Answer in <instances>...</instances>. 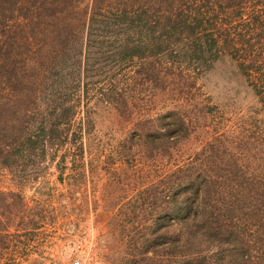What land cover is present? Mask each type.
Listing matches in <instances>:
<instances>
[{"label":"rangeland","instance_id":"obj_1","mask_svg":"<svg viewBox=\"0 0 264 264\" xmlns=\"http://www.w3.org/2000/svg\"><path fill=\"white\" fill-rule=\"evenodd\" d=\"M54 1L0 0V127L7 116L2 103H12L25 90L39 56L49 59L44 72L48 91L52 84L60 86L53 101L39 92V115L48 116L59 102L76 106L70 120L60 110L53 117L66 135L61 136L60 130L49 133L46 157L18 164L14 160L13 169L0 162V191L20 193L25 210L32 209L31 217L38 208L45 218L33 228L29 217L23 226L9 228L14 235L0 236V264H126L130 258L160 259L152 248L143 256L132 244L138 235L131 236L133 231L128 230L143 223L132 218L136 213L155 206L154 196L144 200L148 188L191 160L213 135L241 139L239 147L250 142L257 118L263 117L261 104L228 55L198 72L183 65L182 73H170L159 64L161 78L147 82V62L164 64L168 59L141 52L130 57L116 44L123 42L124 30L104 34L91 29L87 20L91 0H60L58 11ZM47 4L56 17L49 14ZM36 19L42 22L35 28ZM111 84L118 85L126 98L123 111V95L112 94ZM171 109L195 127L186 141L168 152L129 141L139 120Z\"/></svg>","mask_w":264,"mask_h":264},{"label":"trees","instance_id":"obj_2","mask_svg":"<svg viewBox=\"0 0 264 264\" xmlns=\"http://www.w3.org/2000/svg\"><path fill=\"white\" fill-rule=\"evenodd\" d=\"M59 1L52 2L55 9ZM91 1L87 18L91 29L104 34L124 30L123 42L116 44L129 51L130 57L141 52L168 59L164 64L147 62V82L161 78L159 67L176 74L182 73L185 65L187 70L198 72L228 55L236 60L258 97L263 115L257 118L250 142L239 147L241 139L229 141L227 135H213L191 160L152 182L144 200L154 196L155 206L136 213L132 218H141L143 223L128 230L133 231L131 236L138 235L132 244L143 251V256L152 248L161 258H130L126 264H264V0ZM47 8L51 16H57L49 4ZM36 21L35 28L42 22ZM38 59L25 90L12 103L1 105L7 116L1 119L0 162L8 169H13L14 160L18 164L30 157H46L47 136L60 130L53 117L60 110V115L65 111L70 120L76 111L75 105L59 102L52 105L48 116L39 115V92L53 101L60 86L49 85L48 91L44 72L49 59ZM119 88L111 84L109 89L112 94L123 95ZM121 103L123 111L124 95ZM135 125L128 137L130 142L165 152L186 141L195 128L176 109ZM62 131L61 136L66 135ZM25 205L20 193L0 191L1 238L14 235L9 228L23 226L29 217L33 228L41 226L43 210L35 209L31 217L32 209L27 212Z\"/></svg>","mask_w":264,"mask_h":264},{"label":"built area","instance_id":"obj_3","mask_svg":"<svg viewBox=\"0 0 264 264\" xmlns=\"http://www.w3.org/2000/svg\"><path fill=\"white\" fill-rule=\"evenodd\" d=\"M76 262V264H81L79 261H75Z\"/></svg>","mask_w":264,"mask_h":264}]
</instances>
